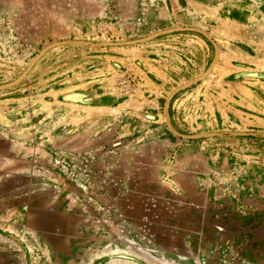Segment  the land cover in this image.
<instances>
[{
	"label": "rangeland",
	"instance_id": "374dc122",
	"mask_svg": "<svg viewBox=\"0 0 264 264\" xmlns=\"http://www.w3.org/2000/svg\"><path fill=\"white\" fill-rule=\"evenodd\" d=\"M173 26L200 28L213 43L194 32L206 40V65L191 77L185 66L165 90L205 72L214 45L218 53L206 77L181 90L187 99L171 123L183 134L224 135L186 139L165 119L136 114L143 92L123 65L106 88L85 85L98 77H87L86 57L106 47L127 57L131 45L73 41ZM67 40L0 89V264H264V215L208 208L191 193L201 174L180 163L198 144H218L212 186L264 195V0H0V85ZM101 95L112 98L108 108H96Z\"/></svg>",
	"mask_w": 264,
	"mask_h": 264
},
{
	"label": "crops",
	"instance_id": "0c3cea01",
	"mask_svg": "<svg viewBox=\"0 0 264 264\" xmlns=\"http://www.w3.org/2000/svg\"><path fill=\"white\" fill-rule=\"evenodd\" d=\"M193 33L194 32L190 31H180L165 36H159L150 40V42L146 44L147 46H140L141 48L139 45L144 44H138L136 46L131 45V48L124 50L127 57L118 55L117 53L119 52H116L114 49H107L106 47L104 50H101L104 51L103 55L94 54L95 59L98 61L92 62L94 55L86 57L88 59L87 62L90 63L89 66L92 65L94 67V69H89L87 71V77L92 75L98 77L88 81L85 85L88 87L95 83L94 85H96L97 88H106L112 81V71H115L116 68L123 65L137 76L139 82L138 90L143 92L142 99L137 100L138 105H136V114L140 112L148 120L157 122L161 121V118L164 120L165 98L175 86H178L180 80L170 85L166 90L165 86H167L168 83H173L178 78L177 74H182V71H185V66L191 65L194 67V72L191 73L190 76L188 75L191 77L197 70L199 72L201 68L206 65L205 63L208 56L206 40L199 34ZM195 44L202 51L201 56ZM165 48L169 50L164 51L163 49ZM90 72H93V74L88 75ZM172 73L174 74L172 75ZM102 81H104V83H102ZM165 92L167 94L161 99V97H163L162 94ZM181 93L182 91L180 90L171 98L169 102V112H171L172 107L177 106L179 103H183L187 99L185 95L181 96ZM112 101L111 97H102V95L94 98V102L100 105V107L96 108H108L110 106L109 104H112ZM180 112H182V109ZM198 145L199 147L196 148L195 152L186 153L187 157L184 156L180 160L182 165L187 163L193 171L196 170V173L201 174L194 175L199 187L191 192L193 198L199 199L202 197L207 200L204 204L207 205L208 208L221 209L230 214L263 216L264 195L262 191H253L247 195L241 189V191L239 190V192H237L234 187L229 188L223 185L216 187L212 186L211 183L220 180L218 178V180H215L216 174L213 173L221 171L214 162V159L217 157L213 152L220 150L221 147H219L220 145L218 144H209L206 142H202ZM192 148H195V144H190L185 150ZM222 176H224V174H222ZM223 179L224 177H221L222 183L226 181V179ZM241 185L240 183V186ZM184 190L183 185H180V191L183 193L185 192Z\"/></svg>",
	"mask_w": 264,
	"mask_h": 264
},
{
	"label": "water",
	"instance_id": "95a60500",
	"mask_svg": "<svg viewBox=\"0 0 264 264\" xmlns=\"http://www.w3.org/2000/svg\"><path fill=\"white\" fill-rule=\"evenodd\" d=\"M178 31H193V32H197L200 33L201 35H203L209 42L213 43L212 38L210 37V35L205 32L204 30L197 28V27H192V26H173V27H168V28H164V29H160L157 30L155 32H152L151 34H148L146 36H143L141 38H134V39H128V40H122V41H102V42H97V43H92V42H82V41H73L76 44H80V45H88V46H128V45H135V44H140V43H144V42H148L158 36L164 35V34H169L172 32H178ZM70 43V41H56V42H52L47 44L46 46H44L40 52L38 54H36L34 56V58L30 61V63L28 64V66L26 67V69L13 81L5 83V84H1L0 85V89L12 86L17 84L18 82H20L22 80V78L26 75V73L28 72V70L31 68V66L35 63L36 60H38V58L44 54L47 50L55 47V46H59V45H63V44H68ZM214 57L212 59V62L210 63V66L205 70V72H203L202 74H200L199 76L175 87L173 90H171L169 92V94L166 96L165 98V102H164V116H165V122L166 125L168 127V129L176 136L178 137H182V138H186V139H199V138H204V137H213V136H221L224 135L221 132H203V133H193V134H183L181 132H179L171 123L170 120V114H169V102L171 100V98L174 96L175 93H177L180 90H183L187 87H189L190 85L196 83L199 80H202L206 77V75L211 71L212 66L216 60V56L218 53V49L217 46L214 45ZM230 135H234V136H245V135H254V133L252 132H241V131H232L229 133ZM262 136L264 137V133L262 134Z\"/></svg>",
	"mask_w": 264,
	"mask_h": 264
},
{
	"label": "built area",
	"instance_id": "2783aa9c",
	"mask_svg": "<svg viewBox=\"0 0 264 264\" xmlns=\"http://www.w3.org/2000/svg\"><path fill=\"white\" fill-rule=\"evenodd\" d=\"M124 82L127 86H133L135 84V77L134 76H131V75H126L124 77Z\"/></svg>",
	"mask_w": 264,
	"mask_h": 264
},
{
	"label": "bare ground",
	"instance_id": "6f19581e",
	"mask_svg": "<svg viewBox=\"0 0 264 264\" xmlns=\"http://www.w3.org/2000/svg\"><path fill=\"white\" fill-rule=\"evenodd\" d=\"M113 111V110H112Z\"/></svg>",
	"mask_w": 264,
	"mask_h": 264
}]
</instances>
